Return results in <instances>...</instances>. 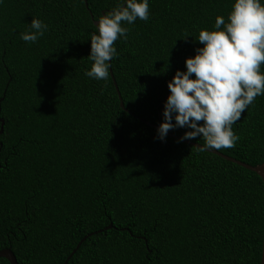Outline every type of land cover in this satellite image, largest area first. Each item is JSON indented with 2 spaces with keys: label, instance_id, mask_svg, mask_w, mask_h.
<instances>
[{
  "label": "trees",
  "instance_id": "16d2710c",
  "mask_svg": "<svg viewBox=\"0 0 264 264\" xmlns=\"http://www.w3.org/2000/svg\"><path fill=\"white\" fill-rule=\"evenodd\" d=\"M116 3L0 4V250L18 264H260L262 179L177 142L186 129L161 142L148 125L162 121L166 81L201 46L198 31L227 19L232 0H149V20L125 25L110 70L133 115L111 74L84 75L93 20ZM32 18L49 28L26 43ZM232 130L235 147L217 151L262 164L264 95Z\"/></svg>",
  "mask_w": 264,
  "mask_h": 264
},
{
  "label": "clouds",
  "instance_id": "9594fccd",
  "mask_svg": "<svg viewBox=\"0 0 264 264\" xmlns=\"http://www.w3.org/2000/svg\"><path fill=\"white\" fill-rule=\"evenodd\" d=\"M150 14L149 0H117L94 18L96 31L90 35L87 56L92 63L84 75L107 81L110 61L119 55L115 42L128 39L130 28L125 25L148 21ZM48 28L42 19L32 18L20 38L36 43ZM213 29L198 31L195 42L201 46L184 58V69H176L166 81L162 121L155 130L161 142L169 131L183 128L177 142L202 139L203 144L193 146L197 152L233 148L239 136L232 125L264 95V0H232L227 19L217 15Z\"/></svg>",
  "mask_w": 264,
  "mask_h": 264
},
{
  "label": "water",
  "instance_id": "95a60500",
  "mask_svg": "<svg viewBox=\"0 0 264 264\" xmlns=\"http://www.w3.org/2000/svg\"><path fill=\"white\" fill-rule=\"evenodd\" d=\"M90 17H91V19L93 20V17H92V15L90 14ZM110 74H111V78H112V81H113V85H114V87H115V89H116V92H117V94H118V98H119V102H120V107L122 108V109H124L126 112H128V110H126L125 108H124V105H123V102H122V99H121V96L119 95V92H118V87H117V84H116V81H115V79H114V77H113V75H112V73H111V70H110ZM2 99H0V101H1ZM128 113H130V112H128ZM130 114H132V113H130ZM133 115V114H132ZM136 118H139V117H136ZM140 119V118H139ZM141 121H143V122H145L144 120H142V119H140ZM0 134L2 133V131H3V125H4V122H3V120H1L0 119ZM148 125L149 126H151V127H154L155 129L157 128V126H154V125H152V124H149L148 123ZM170 136H172V137H175V138H177L175 135H172V134H169ZM184 143H187V144H190V145H192V146H195L196 145V143H193V142H189V141H187V140H184L183 141ZM0 146H1V144H0ZM207 152H210V153H213V154H215V155H217V156H219V157H221V158H223V159H225V160H227V161H229V162H231V163H234V164H236V165H238V166H241V167H243V168H245V169H247V170H249V171H252V172H254V173H256L261 179H262V182H263V186H264V162L262 163V164H260V165H257V166H251V165H247V164H245V163H242V162H240V161H238V160H236V159H233V158H231V157H228V156H225V155H223V154H221L220 152H218L217 150H206ZM109 228H111V225H109V226H107L106 227V229H109ZM86 239V237H84L81 241H80V243L77 245V247L76 248H78L79 247V245L81 244V242L82 241H84ZM75 252V250L72 252V254ZM71 254V255H72ZM0 258H4V259H6L8 262H9V264H18V262H17V260H16V258H15V256H14V254H13V252L10 250V249H2V250H0ZM63 264H66L65 262L63 263ZM260 264H264V235H263V241H262V252H261V261H260Z\"/></svg>",
  "mask_w": 264,
  "mask_h": 264
}]
</instances>
